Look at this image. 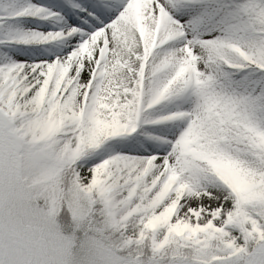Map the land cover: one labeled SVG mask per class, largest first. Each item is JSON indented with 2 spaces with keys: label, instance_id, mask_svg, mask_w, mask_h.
I'll return each mask as SVG.
<instances>
[{
  "label": "snow or ice",
  "instance_id": "snow-or-ice-1",
  "mask_svg": "<svg viewBox=\"0 0 264 264\" xmlns=\"http://www.w3.org/2000/svg\"><path fill=\"white\" fill-rule=\"evenodd\" d=\"M0 264H264V0H0Z\"/></svg>",
  "mask_w": 264,
  "mask_h": 264
}]
</instances>
